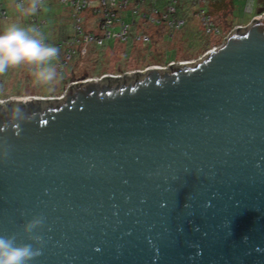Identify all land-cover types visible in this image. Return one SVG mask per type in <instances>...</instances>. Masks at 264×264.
Wrapping results in <instances>:
<instances>
[{
    "label": "water",
    "instance_id": "water-1",
    "mask_svg": "<svg viewBox=\"0 0 264 264\" xmlns=\"http://www.w3.org/2000/svg\"><path fill=\"white\" fill-rule=\"evenodd\" d=\"M9 105L0 235L43 216L33 264H264V20L198 64Z\"/></svg>",
    "mask_w": 264,
    "mask_h": 264
},
{
    "label": "rangeland",
    "instance_id": "rangeland-1",
    "mask_svg": "<svg viewBox=\"0 0 264 264\" xmlns=\"http://www.w3.org/2000/svg\"><path fill=\"white\" fill-rule=\"evenodd\" d=\"M252 1H253V12L251 14H246L243 10V6L246 4L247 0H234V10H233L234 22L242 23V25H240L241 28H239L238 30L249 28L252 25L250 23V20H251V16L257 13L258 0H252ZM9 2L10 0L7 1L6 7L8 14L11 15L16 11L12 3ZM41 6H42V10L39 13V18L41 19V21L46 20L42 28L43 33L45 35V40L46 42L51 43L57 47L56 42L58 40H62L66 38L69 34H72L71 25L73 24V20L71 18L70 10L67 6L61 5L55 0H44ZM87 12H89L88 16L86 17L89 21L87 25L89 29L96 30L98 19L96 16L92 15L91 11L87 10ZM122 14H123V18L127 20V22L131 21L130 16L126 17L129 14V9L124 10ZM86 15L87 13H83V17ZM5 23H6L5 19L4 20L0 19V27L5 25ZM138 23L139 21L138 19H136L135 24L137 26L132 27L131 29L132 35H135V33L141 30L140 26H138ZM82 25L83 27H86L85 24ZM192 25L199 27L195 19L192 22ZM153 29L155 31L156 30L163 31V27L160 25H153ZM117 30H118V24H116L115 22L112 31H117ZM224 32L226 33L222 32L221 33L222 37L220 39L214 37L212 38L210 42L213 43L211 48L220 47L230 36L234 35V33H236L237 31L231 29L230 31L228 30ZM137 35H139V33H137ZM176 35L177 32H174L173 39L167 41L166 39H160V34H159V36L156 37L158 43L155 49H152L151 52L153 53L160 52V54L166 52V54H168L166 56L167 59L170 58L176 59L181 57V54H178L179 56L176 55L177 51H175L176 48H174L176 47V43H177ZM137 41H138L137 43L140 44L139 47H144L145 43L141 42L142 40L141 41L137 40ZM137 43H135L131 38H129L127 41H122L117 38L115 39L111 38L109 41L105 42L104 47L96 46L94 43L81 46L79 49L81 50V53H82V49H85V54H79V53L75 54L73 56V61L68 68L69 70L67 69L68 70L67 73L60 76L58 82L51 88H45L35 85L30 74L31 70L27 66L22 65L20 66V68L16 67L13 69H9L8 72L0 74V103H2L3 111L8 109V107L10 106L9 104L13 102L16 101L21 102V98L30 101L32 100L34 102H39L40 99H57L64 92L67 95V93H69L70 90L73 91L74 89L81 88L85 85L84 83L76 84L75 82H79L82 81L83 79H88V78H97L94 75L92 76V73L95 74L97 72V69L100 68L101 65L102 68L104 67L106 70L99 73V75L101 74L103 76L104 74H106L107 78L118 77V76L120 77L111 78L107 80L102 79L98 82L117 81V86H119L130 82L141 81L149 72H146L148 66H142L141 59L138 60L132 59V56H135L134 53L135 50H133V48L136 46ZM178 47L181 52L182 50H185L183 48L184 45L182 44H180V46ZM125 50H126V54H125ZM144 52L147 51L143 50L140 54L137 53V57L141 56ZM199 56L186 57V59L184 60L181 58L172 60L167 64H163V67H169L173 70H176L179 67L186 66V65L180 66L178 65V62H183L187 60L193 62L192 64H198L201 61V60L199 61L200 59L198 58ZM77 60L79 61L77 62ZM76 62L77 64H74ZM73 64L76 66L73 67ZM65 81H67L66 84ZM5 101L8 102L7 105L4 103Z\"/></svg>",
    "mask_w": 264,
    "mask_h": 264
},
{
    "label": "trees",
    "instance_id": "trees-1",
    "mask_svg": "<svg viewBox=\"0 0 264 264\" xmlns=\"http://www.w3.org/2000/svg\"><path fill=\"white\" fill-rule=\"evenodd\" d=\"M2 0H0V3ZM15 1L13 0V5L15 7ZM44 0L39 1V10L37 14L32 15V16H26L27 20L25 21L24 25L26 26H35V24L40 25V30L43 35V38L45 39V35L43 33V24L45 21H41L39 18V13L42 10V2ZM59 4L63 6H67L70 10L71 18L72 14L74 13L73 7H71L70 3H61L59 0H55ZM166 0H129V6H132L136 8L139 11V15H131V12L126 17L131 18L130 22H127L124 18L122 20L125 22V24L130 26V35L129 37L125 40L127 41L129 38H131L135 43H137V33L141 35H146L148 37L147 42H145L144 47H139V43L136 44V46L133 48L135 50V56H132V59H141L142 61V66H150V65H163L167 64L172 60L176 59H186V57H197L206 50L210 49L213 43H210L212 38H221V33H226L224 31H230L231 29H234L242 23H235L234 22V16H233V10H234V0H174L172 5L174 6V11L167 17L164 18L163 14V5L166 4ZM29 3H31V0H25L24 5L27 6ZM147 8H145V7ZM16 8V7H15ZM249 8V9H247ZM243 10L246 14H251L253 12V1L252 0H247L246 4L243 6ZM6 11V10H5ZM156 11V15L153 17V20H150L151 17V12ZM19 12V11H18ZM264 12V0H258V7H257V13L253 14L251 18L254 16H257L261 13ZM20 13V12H19ZM84 13V12H83ZM82 13V17H83ZM87 13L86 16L83 17L85 18V21L82 22L81 24H85L86 27L83 28V31L90 30L88 27V19L86 18L89 14ZM7 14V13H6ZM22 14V13H20ZM23 15V14H22ZM142 15H145L146 18H143ZM201 15H206L209 16L212 20H214V24L218 29V33H209L206 32L205 29L201 25V20L200 16ZM1 18V17H0ZM156 18V19H155ZM6 19V18H3ZM136 19H138L139 23L138 26H140L141 30H139L135 35H132L131 29L132 27L137 26ZM197 21L198 26L196 27L192 25V22ZM197 19V20H196ZM35 20V22H34ZM73 20V18H72ZM158 20V21H156ZM178 21H182L181 25H178L175 28V25L177 24ZM172 23V25H171ZM153 25H160L163 27V31L159 30H154ZM73 27L74 25H71V31L73 34ZM83 27V25H82ZM174 32H177V43H176V50L177 51V56L178 54H181V57L179 58H170L167 59L166 52L163 54H160V52H151L152 49H155L157 45V40L156 37L159 36L160 34V39H166L167 41H170V39H173ZM72 34H69L66 38L62 40H58L57 47L59 48V55L55 61V66L56 69L59 73L60 76L63 74L67 73L69 70V66L71 65L73 58L69 61V63L66 65L64 70H60L58 68L57 64L60 62L64 61V54L67 50V46L65 43H63L66 39L72 36ZM170 37H169V36ZM111 39V38H110ZM110 39L106 40L105 42L109 41ZM46 41V40H45ZM165 41V40H164ZM180 44L184 45V49L182 52L180 51L179 47ZM105 44L102 46L104 47ZM178 47V48H177ZM146 50L147 52H144L141 56L137 57V53L140 54L143 50ZM61 52V53H60ZM187 52V53H186ZM148 53V54H147ZM126 54V50H125ZM88 55V54H87ZM189 55V56H188ZM131 57V56H129ZM79 60H77L78 62ZM74 63V64H77ZM104 62V61H101ZM73 64V67L76 66ZM98 64V63H97ZM20 68V66H18ZM68 69V70H67ZM73 69V68H72ZM106 70L104 67L102 68V65L100 68L97 69V72L95 74L92 73V76L99 77V73L103 72ZM105 73V72H104ZM98 74V75H97ZM103 74V73H102ZM67 81H65L66 84ZM64 88V87H62ZM60 92V91H59ZM58 92V93H59ZM46 96V95H45ZM5 114H8V111L6 112H0V116L3 117ZM8 116V115H7Z\"/></svg>",
    "mask_w": 264,
    "mask_h": 264
},
{
    "label": "clouds",
    "instance_id": "clouds-1",
    "mask_svg": "<svg viewBox=\"0 0 264 264\" xmlns=\"http://www.w3.org/2000/svg\"><path fill=\"white\" fill-rule=\"evenodd\" d=\"M15 7L23 15L32 16L37 14L40 5L39 0H31L27 6L21 2ZM58 55L59 49L46 42L34 26L12 23L0 30V74L27 66L35 85L51 88L60 79L55 66ZM9 116L12 122L24 119L18 106L9 109ZM44 223L43 216L34 215L21 225L28 242H18L16 235H0V264H33L42 255L44 240L39 229Z\"/></svg>",
    "mask_w": 264,
    "mask_h": 264
},
{
    "label": "built area",
    "instance_id": "built-area-1",
    "mask_svg": "<svg viewBox=\"0 0 264 264\" xmlns=\"http://www.w3.org/2000/svg\"><path fill=\"white\" fill-rule=\"evenodd\" d=\"M59 1L61 3H67V2L70 3L74 11V13L72 14L73 25H74L73 34L71 37H69L63 42L67 46V50L64 54V61L61 63L59 62L57 64L60 70L65 69L66 65L73 58L75 54L77 53L85 54V49H82V53H81V50L79 49L81 46L94 43L96 46L102 47L105 44V41L110 38H113V39L117 38L119 40L125 41L130 35V26L125 24V22L122 20L123 18L122 12L124 10L129 9V12H131V15H135V14H136L135 16L139 15V11L136 8L129 6V0H59ZM166 1H167L166 4H162L164 8L161 14H163L164 18H167L174 11V6L172 5L174 0H166ZM21 2L24 4L25 0H16L15 5ZM87 10L91 11L92 15L96 16L98 19L96 30L90 29L87 31L86 30L83 31L84 27H82L81 23L85 21V18L83 19L82 13L83 12L85 13V11L87 12ZM156 14H157L156 11H152L150 20L154 21L153 17ZM0 17L6 18V11L3 8V5L1 3H0ZM142 17L146 18L145 15H142ZM200 17H201L200 20H201L202 27L205 29L206 32L218 33L217 27L215 26L213 20L209 16L201 15ZM260 20H264V12L251 18L250 23L254 24L256 21H260ZM115 22L116 24H118V30L112 31ZM181 24H182V21H178L177 24L175 25V28ZM34 27H36L39 30L40 34L42 35L41 30H40V25L35 24ZM239 28H241V26H238L234 28L233 30L237 31ZM137 40L139 41L142 40L141 42L145 43L147 42L148 37L146 35L139 34L137 35ZM218 48L213 47L203 52L198 57L200 58L199 61L204 60L211 52L217 50ZM192 63L193 62L187 60L183 62H178V65L182 66V65L192 64ZM163 68H164L163 65L161 66L152 65V66H148V68L146 69V72H149L152 69H157V70L159 69L158 71L160 72ZM119 77L120 76L107 78V75L104 74L103 76L101 75V77L99 76L97 78L83 79L82 81L75 82V83L76 84H79V83L86 84L88 82H98L102 79L107 80V79L119 78ZM63 96L66 97L65 92L57 99L62 98Z\"/></svg>",
    "mask_w": 264,
    "mask_h": 264
},
{
    "label": "crops",
    "instance_id": "crops-1",
    "mask_svg": "<svg viewBox=\"0 0 264 264\" xmlns=\"http://www.w3.org/2000/svg\"><path fill=\"white\" fill-rule=\"evenodd\" d=\"M6 1V2H5ZM7 1L8 0H2V5H3V8L6 10V23L5 25H3L2 27H0V30H2L4 27H6L7 25L9 24H12V23H16V24H20V25H24L25 21L27 20V17L25 15H22L20 14L17 9L14 7L13 5V0H10L9 3H12L13 7L15 8V11L14 13H12L11 15L8 14V11H7ZM1 20H4L3 18H0Z\"/></svg>",
    "mask_w": 264,
    "mask_h": 264
}]
</instances>
